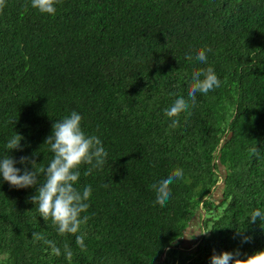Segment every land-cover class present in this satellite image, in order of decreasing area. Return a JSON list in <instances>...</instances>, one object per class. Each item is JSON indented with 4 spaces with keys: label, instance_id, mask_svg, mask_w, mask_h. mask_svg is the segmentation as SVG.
<instances>
[{
    "label": "trees",
    "instance_id": "1",
    "mask_svg": "<svg viewBox=\"0 0 264 264\" xmlns=\"http://www.w3.org/2000/svg\"><path fill=\"white\" fill-rule=\"evenodd\" d=\"M202 46L212 50L206 65L185 56ZM206 66L220 86L198 93L169 127L163 109L186 95L193 67ZM72 110L108 153L92 174L79 169L76 187L92 189L78 233L86 248L38 216L35 186L3 182L0 264H210L214 253L245 259L264 249V227L246 219L264 208V0H58L54 16L30 0H4L0 154L19 133L22 147L9 154L45 166V137ZM175 167L183 178L156 204L148 185ZM197 214L206 233L188 251Z\"/></svg>",
    "mask_w": 264,
    "mask_h": 264
},
{
    "label": "clouds",
    "instance_id": "2",
    "mask_svg": "<svg viewBox=\"0 0 264 264\" xmlns=\"http://www.w3.org/2000/svg\"><path fill=\"white\" fill-rule=\"evenodd\" d=\"M4 0H0L2 5ZM58 0H30V5L39 13L54 16ZM208 46L195 47L191 53L185 56L194 57L200 64H207V53L211 52ZM186 95H176L170 104L163 109V115L169 118V127L175 128L181 112L194 107L197 102V94L207 95L210 91L220 86V80L211 66L193 67L187 77ZM82 116L76 110L70 114L55 120L51 127V133L45 137L43 144L48 145L51 158L43 167L37 168L35 160L28 157H20L15 160L9 153L13 149H20L22 135L17 133L7 138L5 149L7 154H0V183L8 182L16 188L36 187V194L31 197L38 216L54 227L57 235H75V244L84 250V235L80 233L81 225L88 219L85 213L89 208L91 186L85 185L82 189L76 187L81 175V165H88L84 175H90L94 170H99L107 162L108 153L100 138L86 133L81 125ZM251 154H257L256 147L250 149ZM19 163L23 169L17 167ZM31 164V169L28 168ZM41 176L43 177L41 181ZM183 178V169L175 167L168 170L148 187L154 194L156 204L164 205L171 197L170 185ZM247 223H259L264 227V208L251 210L246 217ZM210 229V228H209ZM239 231L242 233L243 228ZM206 231L192 232L185 235L192 238L196 234H204ZM33 241L42 240L38 232H33ZM49 245L50 254L61 255V249L51 240H44ZM72 251L65 246V259H71ZM210 264H264V249L253 252L245 259H237L229 251H222L210 257Z\"/></svg>",
    "mask_w": 264,
    "mask_h": 264
},
{
    "label": "rangeland",
    "instance_id": "3",
    "mask_svg": "<svg viewBox=\"0 0 264 264\" xmlns=\"http://www.w3.org/2000/svg\"><path fill=\"white\" fill-rule=\"evenodd\" d=\"M198 231H205L202 223V217H200L198 214L195 216V218L190 223L189 227L187 228L186 235H191L192 232H198ZM200 234L194 235L192 238H188L187 236L183 240V245L185 248L190 251L196 247V242L199 241Z\"/></svg>",
    "mask_w": 264,
    "mask_h": 264
},
{
    "label": "water",
    "instance_id": "4",
    "mask_svg": "<svg viewBox=\"0 0 264 264\" xmlns=\"http://www.w3.org/2000/svg\"><path fill=\"white\" fill-rule=\"evenodd\" d=\"M230 137V136H229Z\"/></svg>",
    "mask_w": 264,
    "mask_h": 264
}]
</instances>
